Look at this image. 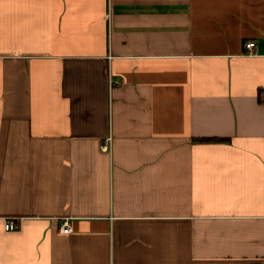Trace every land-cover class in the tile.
<instances>
[{
    "label": "crops",
    "instance_id": "crops-1",
    "mask_svg": "<svg viewBox=\"0 0 264 264\" xmlns=\"http://www.w3.org/2000/svg\"><path fill=\"white\" fill-rule=\"evenodd\" d=\"M263 98L264 0H0V264H264Z\"/></svg>",
    "mask_w": 264,
    "mask_h": 264
},
{
    "label": "built area",
    "instance_id": "built-area-1",
    "mask_svg": "<svg viewBox=\"0 0 264 264\" xmlns=\"http://www.w3.org/2000/svg\"><path fill=\"white\" fill-rule=\"evenodd\" d=\"M243 47L247 52H252L253 48H254V43L253 42H246L243 44ZM263 101H264V98H263ZM104 149H106V148L104 147ZM13 228H14V225L12 222L6 223V225L4 227L5 230H12ZM60 230L63 232H68L69 228H68L67 224L64 223Z\"/></svg>",
    "mask_w": 264,
    "mask_h": 264
},
{
    "label": "trees",
    "instance_id": "trees-1",
    "mask_svg": "<svg viewBox=\"0 0 264 264\" xmlns=\"http://www.w3.org/2000/svg\"><path fill=\"white\" fill-rule=\"evenodd\" d=\"M209 141H212L213 139H208Z\"/></svg>",
    "mask_w": 264,
    "mask_h": 264
}]
</instances>
